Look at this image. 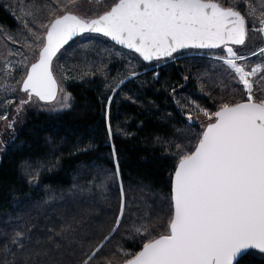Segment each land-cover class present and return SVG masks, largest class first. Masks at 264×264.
Segmentation results:
<instances>
[{"label": "trees", "instance_id": "obj_1", "mask_svg": "<svg viewBox=\"0 0 264 264\" xmlns=\"http://www.w3.org/2000/svg\"><path fill=\"white\" fill-rule=\"evenodd\" d=\"M45 1L0 0V25L15 30L22 4ZM220 2L227 5L232 0ZM239 10L243 14V5ZM186 50L216 51L184 49L175 53L174 59L150 63L137 58L140 64L134 68L139 76L125 81L116 93L109 90L114 85L110 79L115 71L122 76L126 73L124 60L114 56L97 59L96 68H102L106 76L92 69L94 74L87 81H66L73 98L70 109L47 113L33 107L25 111L22 121L17 119L16 105L0 110V116L7 117L0 119V264H82L97 249L90 264H119L124 253L142 247L134 226L146 223L154 227L152 235L163 233L169 219L170 176L176 163L170 154L174 146L169 149L165 142L194 145L201 125L207 123L205 117L197 118L190 101L214 111L222 101L246 99L238 83L221 74L220 64L217 68L211 58L186 54ZM110 95L113 102L107 107ZM189 112L193 116L190 130ZM113 146L127 205L125 219L115 232L120 182L108 181L103 192L89 184L93 177L111 176L115 171ZM65 225L74 229L68 233L69 239L57 237L59 248L48 245V236ZM18 228L32 229L31 244L24 251L10 243ZM37 239L42 245H36ZM46 249H50L46 256L36 255ZM242 264H264V259L253 254Z\"/></svg>", "mask_w": 264, "mask_h": 264}, {"label": "snow or ice", "instance_id": "obj_2", "mask_svg": "<svg viewBox=\"0 0 264 264\" xmlns=\"http://www.w3.org/2000/svg\"><path fill=\"white\" fill-rule=\"evenodd\" d=\"M87 2L92 11L91 6H99L103 0ZM247 2L232 0L226 7L220 0H115L102 14L89 16L72 10L79 9L81 0H65L57 4L59 11L49 6L50 19L39 24L43 32L35 37L38 58L30 66L26 56L19 62L25 71L19 90L27 96L26 100H21L20 108L39 102L50 105L49 111L72 107L71 94L61 86L67 77L58 80L55 74L57 67L63 68L58 65V53L74 37L85 33L110 38L115 45L131 50L145 62L174 59V54L183 49H219L221 54H213L212 60L220 62L223 76L243 86L246 99L234 103L222 101L214 111L190 101L197 110V118L203 116L207 123L201 125L194 145L178 140L165 142L169 149L174 146L170 154L176 159L170 176L167 226L162 234L155 236L152 235L153 226L146 223L134 226L142 248L134 253H124L121 264H242L253 254L264 259V97L256 94L252 79L257 73L264 78V65L256 64L249 71L246 63L250 56L264 57V47L248 56L232 47L246 44L249 29L246 16L239 9ZM261 9H264V3H261ZM255 12L253 8L249 15ZM258 22L259 28L253 21L251 30L264 35V10L260 11ZM82 47L87 48L88 44ZM105 51L110 53V50ZM118 55L123 56V53ZM127 67L130 70L109 88L112 93H116L125 81L131 82L139 76L131 61ZM92 69L106 76L103 69L96 68L92 62L89 70L82 72L81 79L94 74ZM228 86L223 85V88ZM112 102L110 95L107 107ZM108 115L106 111V120ZM0 119L7 120V117L0 116ZM187 122L190 130L193 124L191 112ZM108 134L111 139L110 124ZM183 139L191 138L184 136ZM157 142H161L159 138ZM112 157L116 163L112 175L93 177L89 184L103 192L107 190L108 181L120 182V203L112 229L115 232L125 219L127 205L115 146ZM102 172L98 169V173ZM97 178L99 184L95 183ZM48 231L53 233L51 228ZM72 231L71 225H65L60 232L48 236L47 244L59 248V240H68V233ZM31 233V228L14 230L11 245L24 251L31 244ZM35 243L42 245L43 242L37 239ZM3 250H9L8 244ZM49 250L36 255L46 256ZM97 251L99 249L82 264H90Z\"/></svg>", "mask_w": 264, "mask_h": 264}, {"label": "rangeland", "instance_id": "obj_3", "mask_svg": "<svg viewBox=\"0 0 264 264\" xmlns=\"http://www.w3.org/2000/svg\"><path fill=\"white\" fill-rule=\"evenodd\" d=\"M65 0H57V3H53V0H47L38 5L33 3L21 5L20 17L17 19V28L15 30H10L5 26L0 25V110H3L9 106L16 105L17 109L20 108L21 100H26L27 96L25 93L19 90L21 81L25 75L24 65L19 63L25 56L28 58V65L33 62L38 55L39 47L35 39L36 34L42 33L43 30L39 28L40 23H47L49 17V6L56 11H59L57 4L63 3ZM115 0H103V3L99 6L93 4L92 11H90V5L87 0H81L79 9H72L73 11H78L81 15H98L101 12L109 9V7L114 3ZM262 1L248 0L247 3L243 4V15L246 16L247 28L249 29L248 37L246 39V44L243 46H232L234 49H239L240 53L248 56L251 52L257 51L261 47H264V35L259 34L256 31H252L253 21H256V27L259 28L258 17L261 10ZM228 3L227 6H230ZM255 8L256 12L254 15H249V11ZM27 23V27L25 24ZM85 38H88L87 40ZM87 43L88 47H82L83 44ZM110 50L105 51V50ZM216 51H211L208 53L195 52L192 50H186V54H203L212 59L213 54H221L219 49ZM118 53H123V56L118 55ZM112 56L117 58H122L124 60L125 72L130 69L127 67L129 61L133 67L140 64L137 58L138 55L129 50L123 49L114 43L110 42L107 38L96 35V34H83V36H78L58 53V65H62L63 68H56L57 79H63L62 87L69 92L66 81L68 80H83L87 81L91 75L84 76L81 79V74L83 71L89 70L90 63L95 60L111 59ZM88 61L89 64H86ZM214 66L220 64L212 60ZM248 65L247 70H251L252 66L256 64L264 65V57L257 54V56H250L249 60L246 62ZM221 66V65H220ZM218 68V66H215ZM222 68V67H221ZM264 71V67H262ZM118 73L120 76H118ZM223 73V68L222 72ZM220 74V75H221ZM111 76V75H110ZM121 72L115 71L112 73L111 82L114 84L121 78ZM115 78V79H114ZM255 84L254 91L256 94L264 96V78H261V73H257L256 77L252 78ZM243 92V86H237ZM246 98V96H245ZM59 99V96H58ZM33 100L35 98L33 97ZM35 107L37 110L44 111L47 113H55L61 111H49L50 105H44L43 102L30 103L23 105L20 111L17 113V119L19 121L23 120V114L27 109ZM15 112V111H14ZM5 130V127H1Z\"/></svg>", "mask_w": 264, "mask_h": 264}, {"label": "water", "instance_id": "obj_4", "mask_svg": "<svg viewBox=\"0 0 264 264\" xmlns=\"http://www.w3.org/2000/svg\"><path fill=\"white\" fill-rule=\"evenodd\" d=\"M224 6L227 7V5H224ZM109 8H110V7H109ZM107 10H108V9H107ZM102 13H103V12H101L100 14H102ZM86 34H96V33H86ZM96 35H99V34H96ZM100 36H102V35H100ZM77 37H78V36H77ZM75 38H76V37H74L73 39H75ZM105 38H107V37H105ZM73 39H72V40H73ZM107 39H108L110 42H112V43L115 44V42H114V41H111L110 38H107ZM72 40H71V41H72ZM69 42H70V41H69ZM117 46L123 48V47L120 46V45H117ZM234 46H235V45H234ZM123 49H125V48H123ZM126 50H128V49H126ZM183 50H184V49H183ZM129 51H131V50H129ZM131 52H132V51H131ZM38 54H39V51H38ZM135 54H136V53H135ZM137 55H138V54H137ZM138 57H139V56H138ZM37 58H38V55H37ZM37 58H36V59H37ZM139 58H140V57H139ZM36 59H35V60H36ZM140 59L142 60V58H140ZM162 59H165V58H162ZM35 60H34L33 62H35ZM142 61H143V60H142ZM153 61H155V60H153ZM153 61H151V62H153ZM33 62H31V63H33ZM143 62H144V63H150V62H145V61H143ZM31 63H30V64H31ZM30 64H29V66H30ZM21 83H22V81H21ZM20 86H21V84H20ZM173 171H174V170H173ZM141 248H142V247H141ZM141 248H140V249H141ZM119 264H121V263H119Z\"/></svg>", "mask_w": 264, "mask_h": 264}]
</instances>
